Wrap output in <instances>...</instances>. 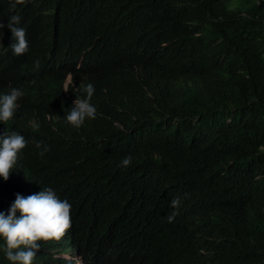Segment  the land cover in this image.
<instances>
[{
  "label": "trees",
  "instance_id": "obj_1",
  "mask_svg": "<svg viewBox=\"0 0 264 264\" xmlns=\"http://www.w3.org/2000/svg\"><path fill=\"white\" fill-rule=\"evenodd\" d=\"M40 1L25 0L13 11L8 0H0V22L10 13L29 19ZM50 1L76 18L99 10L122 12L150 28L151 39L129 46L116 71H105L98 80L107 112L135 114L142 118L137 124L153 126L157 123L149 118L160 113L158 103L165 100L197 117H187L191 122H182L184 131L162 142L157 153L108 152L101 161L84 156L68 174L60 171L80 155L81 135L70 142L62 137L43 156L28 142L9 179L0 177V212L8 213L17 194H38L50 184L71 204L75 223L64 239L40 242L35 263L61 264V255L77 245L94 264H139L147 257L154 264L155 254L161 262L169 256L192 264H264V0ZM166 46L165 61L160 52ZM166 62L176 74L163 71ZM4 63L0 76L13 84L35 74L10 54ZM138 81L140 91L133 93ZM19 85L32 108L60 92L47 79ZM174 86L182 93L177 101L170 90L164 94ZM127 156L130 166L120 167ZM177 197L178 210L170 206ZM161 199L177 217L223 220L225 239L194 245L189 232L173 233L159 213ZM3 245L0 240V264H10Z\"/></svg>",
  "mask_w": 264,
  "mask_h": 264
},
{
  "label": "clouds",
  "instance_id": "obj_2",
  "mask_svg": "<svg viewBox=\"0 0 264 264\" xmlns=\"http://www.w3.org/2000/svg\"><path fill=\"white\" fill-rule=\"evenodd\" d=\"M8 2L14 11L25 0ZM66 12L63 4L41 0L29 19L10 13L0 22V75L9 54L35 71L33 76L18 84L0 76V84L3 85L0 89V123H3L0 126V177L4 180L9 179L28 142L42 150L40 155L43 156L46 151L51 153L62 137H67L70 142L74 134L81 135L84 147L80 155L66 162L60 171L68 174L84 156L97 157L101 161L108 152L128 151L134 153V157L147 152L157 153L155 149L162 142H168L173 134L184 131L181 130L182 122H191L187 117L191 120L197 117L179 111L165 100L158 103L160 113L149 118V122L157 123L153 126L144 122L137 124V120L142 119L138 115L113 114L102 108L104 101L96 88L98 80L105 71H116L128 47L145 44L151 39L152 32L145 23L134 22L122 12L115 15L99 10L82 18L66 15ZM172 42L175 44V38ZM168 52L170 47L166 46L160 52V59L165 60ZM163 71L176 74L168 62L164 63ZM40 79H47V83L53 85L56 83V91L57 87L60 88L58 95L44 104L53 100L55 103L44 109L41 108L44 104L32 108L29 99L24 100L28 97L19 85ZM139 86L138 81L132 92H139ZM169 90L174 101L181 97L182 93L176 86L164 94ZM168 111L174 112L168 114ZM131 162L132 157L127 156L122 159L120 167L126 168ZM46 185L38 194L27 197L17 194L8 213L0 212V240L4 242L3 250L10 264H37L34 257L41 248L40 242L59 241L73 232L75 223L71 204L61 199L50 184ZM159 204L163 210L159 213L173 233L182 229L185 234L189 232L194 245L199 241L209 243L225 239L227 231L223 220L210 222L206 215L201 214L177 217L178 211L164 208L165 199L159 200ZM170 206L178 210L180 198H174ZM61 256V264H94L84 249L77 245ZM148 258L139 264H148ZM153 262L192 264L186 258L173 260L169 256L161 262L160 255L156 254Z\"/></svg>",
  "mask_w": 264,
  "mask_h": 264
}]
</instances>
